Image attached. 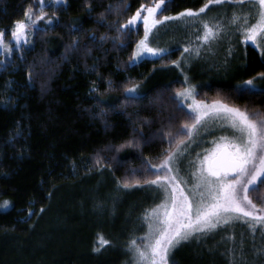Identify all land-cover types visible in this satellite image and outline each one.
I'll return each mask as SVG.
<instances>
[{
    "label": "trees",
    "instance_id": "obj_1",
    "mask_svg": "<svg viewBox=\"0 0 264 264\" xmlns=\"http://www.w3.org/2000/svg\"><path fill=\"white\" fill-rule=\"evenodd\" d=\"M39 3L0 0L5 41L26 12L33 19L39 15ZM154 3L45 0L41 20L53 24L37 21L27 42L0 56V205L9 202L0 207V264H128L129 241L144 233V214L158 201L149 198L157 193L143 183L155 178L148 162L159 164L175 148L183 125L191 123L175 97L184 87L172 63L180 58V46L163 59L133 64L143 24L131 31L120 27L141 5ZM205 3L168 0L156 18ZM236 63L218 81L208 75L198 79L193 71L196 99L264 116V80L258 75L264 72V54L246 46ZM253 78L258 89L240 87ZM133 85L139 94L130 99L125 92ZM124 180L131 186L125 188ZM63 188L77 194L53 210ZM249 194L264 205V185ZM257 233L237 229L183 246L174 250L170 264H264V238ZM100 236L109 243L102 245Z\"/></svg>",
    "mask_w": 264,
    "mask_h": 264
},
{
    "label": "snow or ice",
    "instance_id": "obj_2",
    "mask_svg": "<svg viewBox=\"0 0 264 264\" xmlns=\"http://www.w3.org/2000/svg\"><path fill=\"white\" fill-rule=\"evenodd\" d=\"M62 2L63 0H55L57 4ZM167 3L168 0H155L152 6L141 5L135 15L131 16L126 24L120 26L131 31L130 26L135 25L137 21H143L144 36L136 44V50L132 56L133 64L144 56L163 59L170 55L168 49L151 46L149 40L152 28L162 22L161 19H156V16L158 12L166 10L163 6ZM229 3L233 5L239 3L243 6L244 0H207V3L198 10L188 8L178 13L177 16L202 19L200 14L205 13L209 5ZM44 7L45 0H40V13L35 16V19L32 18L33 13L26 12L25 20L15 22L11 35L17 46L21 40L27 42L28 28L30 26L37 27V21L44 18L46 15ZM254 7L257 9L254 17L255 22L249 23V19L253 17L250 12L244 13L243 20L236 30L241 32L245 43L251 42L254 47L264 49V0H254ZM142 12H146V15H142ZM175 18L163 16L162 20ZM238 21H241V16L233 13L231 24L236 25ZM48 24L52 25L53 21L49 19ZM222 28L223 25L219 22L215 27H212L208 21L204 20V31L202 34H198L195 39L207 44L218 36ZM73 29L80 30L75 25H73ZM4 35V32H0V49L11 53L13 49L9 42L4 41ZM200 47L197 45L195 48L197 55L200 54ZM190 48L191 45H186L183 52H189ZM172 63L180 67L179 61L174 60ZM258 75L264 80V72ZM254 79L244 82L249 86L246 91L256 88ZM136 90V85L128 88L126 90L127 98L135 99ZM261 91L264 93V89ZM176 95L183 99L191 98L192 103L188 107L194 115H191V123H185L183 129L177 133L178 139L175 141V148L170 149L159 164L148 162V171L152 172L155 178L144 179L143 183L149 186L155 185L157 189L163 190L164 199L155 208L146 210L144 222L147 225V232L139 238L140 243H137L136 238L129 241L128 247L133 253L134 264H170L169 255L181 241H187L197 234H206L233 220H244L252 228L253 233L257 230L256 225H264V205H258L249 194L250 191L258 190V184L264 185V116L250 114L245 109L219 100L213 101L211 104L198 101L195 98V87L191 85L178 90ZM209 116L227 121L233 129L240 133V136L234 137L223 145L218 144L215 152L199 159V168L194 173V175L198 173L197 184L191 193H186L182 187L185 182L179 175L180 169L176 164L177 153L183 156L188 146L181 149L180 145L184 144V139L179 137L191 139L193 134L199 131L198 125H201L205 117ZM165 135L171 137L172 134L169 132ZM127 143L131 144L132 141ZM169 144H172V140H169ZM97 163H100L99 159H97ZM122 183L125 188L131 186L128 180H124ZM134 183L140 184L141 181L136 179ZM196 189L202 190L197 191ZM0 207H9V202L5 201ZM99 239L102 245L109 243L102 236ZM171 264H175V262L172 261Z\"/></svg>",
    "mask_w": 264,
    "mask_h": 264
},
{
    "label": "rangeland",
    "instance_id": "obj_3",
    "mask_svg": "<svg viewBox=\"0 0 264 264\" xmlns=\"http://www.w3.org/2000/svg\"><path fill=\"white\" fill-rule=\"evenodd\" d=\"M256 10V7H254V0H251V2L250 0H244L243 6H241L239 3L235 5L230 3L223 5H209V8L205 10V13L200 14V17L202 19L178 17L177 15L170 16L176 17L175 19H161L162 22L152 28L151 33L149 35V40L151 42V46L168 50L174 47V45L180 46L181 55L178 59V61L180 62V67H177L175 64H173V67L177 68L181 75V82L184 86L183 88L188 87L189 85L195 87V84L191 81L190 78V75L193 71L198 74V79L204 75H208V77H211L215 81H218V79H221L222 76H224L222 73H226L228 71L231 72L235 70L237 65L236 61L239 55L243 53L244 47L250 46L254 48V50L258 54L262 55V51H264V49L254 47L251 42L245 43L242 39L241 32L236 30L239 23H241L243 20L244 13L250 12L251 17L253 18L249 19V23H254ZM233 13H236L237 15L241 16V21H238L236 25H233L230 22ZM142 15H146V12H143ZM204 20L208 21L209 25L212 27H215L217 22L223 25V28L219 32L218 36L215 39L210 40L207 44L195 39L198 34H202L204 31ZM41 21L42 26H50L48 24V19ZM138 22L143 24L142 20L137 21L136 23ZM30 28L32 27L30 26L28 30ZM28 30L27 32L29 33ZM143 36L141 38H143ZM3 39L5 41L4 37ZM5 42H9L10 47H12V49H17L19 45L25 43L24 40H21L19 45L17 46L16 41L12 36ZM186 45H191V48L189 52L184 53L183 49ZM197 45L201 46L199 55H197L195 52V48ZM135 50L136 45L134 47L133 53ZM8 54V52H5L3 49H0V56H2L3 58H5ZM154 58L158 57L144 56L143 58L139 59L136 63L144 59ZM254 83L256 84V88L253 90H256L258 89L259 85L256 83V80H254ZM240 87L242 89L249 88V86L244 83L240 84ZM138 88L140 87L137 86V90ZM137 90L136 95L139 94ZM175 97L181 107H183L189 114L194 115L191 113V109L188 107V105L192 103L191 98L183 99L177 97V95ZM204 103L211 104L212 102ZM198 129L199 131L197 133H194L191 139H186L184 141V144L180 145L181 149H183L186 145L188 146L187 151L184 152L183 156H180L179 153H177L178 159L176 166L179 167V175L183 178L185 182L182 184V187L184 188L186 193H191L194 189V186L197 184L198 173L197 175H194V173H196L197 169L199 168V159H202L205 155H209L215 152L217 150L218 144L223 145L231 141L234 137L240 136V133L233 129L227 121L221 118L211 116L205 117L204 122L201 125H198ZM147 189L157 193V195L153 193L147 194L149 198L155 196V199L158 198V201L149 209L151 210L152 208H155L156 205L162 202V200L164 199V193L163 190L157 189L155 185H148ZM196 190L200 191L202 189ZM71 194L74 195L77 193L72 192V190L69 188H63L59 193L56 202L54 203L53 210L57 207L60 202H62ZM237 229L246 231L249 234L253 233L252 228L249 227L248 223L245 224L242 220H233L227 225H220L216 229L207 232L206 234H197V236H193L187 241H181V243L172 250L169 255V258L171 257L174 250H177L178 248L191 245L199 246L204 242L214 241L215 239H217V236L221 234L232 235ZM256 229L257 231L255 232H258L257 234L264 238V225H256ZM145 232H147V225L144 233L140 237L136 238L137 243H140L139 238L143 237ZM127 250L130 253V260L128 264H134L133 253L129 250V247H127Z\"/></svg>",
    "mask_w": 264,
    "mask_h": 264
}]
</instances>
